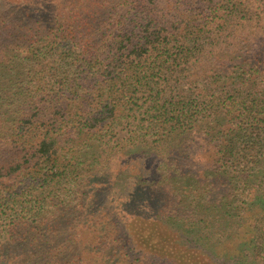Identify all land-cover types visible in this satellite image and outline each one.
I'll use <instances>...</instances> for the list:
<instances>
[{
	"label": "trees",
	"instance_id": "obj_1",
	"mask_svg": "<svg viewBox=\"0 0 264 264\" xmlns=\"http://www.w3.org/2000/svg\"><path fill=\"white\" fill-rule=\"evenodd\" d=\"M0 264H264V0H0Z\"/></svg>",
	"mask_w": 264,
	"mask_h": 264
},
{
	"label": "rangeland",
	"instance_id": "obj_2",
	"mask_svg": "<svg viewBox=\"0 0 264 264\" xmlns=\"http://www.w3.org/2000/svg\"><path fill=\"white\" fill-rule=\"evenodd\" d=\"M243 234L246 235L244 232H243ZM241 241L243 242V240H241ZM241 241H240V240H237V241L234 240L233 244H236V247H237V246L239 247V246H241V244H242ZM243 243H244V242H243ZM231 246H232V245H227V246H225L223 249H227V248L230 249Z\"/></svg>",
	"mask_w": 264,
	"mask_h": 264
}]
</instances>
